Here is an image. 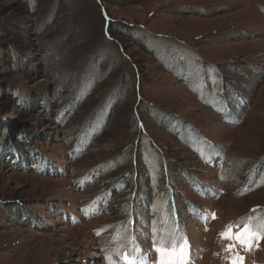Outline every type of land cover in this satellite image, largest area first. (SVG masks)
<instances>
[{
  "label": "rangeland",
  "instance_id": "rangeland-1",
  "mask_svg": "<svg viewBox=\"0 0 264 264\" xmlns=\"http://www.w3.org/2000/svg\"><path fill=\"white\" fill-rule=\"evenodd\" d=\"M8 1L0 264H264V0Z\"/></svg>",
  "mask_w": 264,
  "mask_h": 264
},
{
  "label": "snow or ice",
  "instance_id": "snow-or-ice-1",
  "mask_svg": "<svg viewBox=\"0 0 264 264\" xmlns=\"http://www.w3.org/2000/svg\"><path fill=\"white\" fill-rule=\"evenodd\" d=\"M212 218H215V214H212ZM238 227L234 225L226 226L224 232H222V239H235L241 244L247 242L248 246L251 247L250 238L253 235H256L252 231L251 226L245 224L239 231L234 232L233 228ZM187 241L184 238H176L171 244H168L167 241H161V246L155 247V250L158 253L157 264H185L186 249L183 247ZM155 246V244H154ZM229 247H234V245H229ZM126 264H138L135 260H130L127 256L124 257ZM240 262L243 261V257L238 258ZM232 264H237V260H233Z\"/></svg>",
  "mask_w": 264,
  "mask_h": 264
},
{
  "label": "trees",
  "instance_id": "trees-1",
  "mask_svg": "<svg viewBox=\"0 0 264 264\" xmlns=\"http://www.w3.org/2000/svg\"><path fill=\"white\" fill-rule=\"evenodd\" d=\"M27 7L23 6V4H22V6L15 5V1H10L9 2L8 0H0V27H1L2 22H4L5 20L7 21L9 19L7 17H9L8 15L10 14V11H13L14 12L12 14L13 16L17 15L18 17H21V16L24 17V14L31 13V12L34 13L35 12V9L34 8L30 7L28 9L30 11H28L26 9ZM19 35H20V38H23L21 34H19ZM15 41H16L17 47H20V46L23 47L25 45L22 40L20 41L18 39V40H15ZM74 107H75V104H74ZM8 110H9V107L7 106L6 111H8ZM62 119H64V118H62ZM3 142H4V139H3ZM4 147H5V144L4 143L3 144H0V151ZM2 151H4V150H2ZM21 152H22L21 158H20L21 161L23 162V161H25V160L28 159V161L31 162L30 159H29L30 158V152H27V150H25V149H22ZM33 153H34V151H33ZM1 154H3V156H5L6 158H9V156H10V152H8V151H7V155H4V153H2V152H1ZM73 157L75 158V157H77V155H75ZM36 158H41L43 161H45V165H48L47 168L53 169L54 167H56V166H54V165L49 164L48 162H46V158H44L43 156H37V157H35V159ZM19 165H22V164H19ZM146 167L148 168V166H146ZM85 183H87V181ZM85 183L82 182L81 183V186H85ZM135 192H136V190H135ZM137 194L135 193V195H137ZM28 217H29V220L36 219V216L31 217L30 215H28Z\"/></svg>",
  "mask_w": 264,
  "mask_h": 264
},
{
  "label": "water",
  "instance_id": "water-1",
  "mask_svg": "<svg viewBox=\"0 0 264 264\" xmlns=\"http://www.w3.org/2000/svg\"><path fill=\"white\" fill-rule=\"evenodd\" d=\"M112 107L113 106H110V110L106 112L105 115H103V117L101 116V122H102V126H106V124L108 123V119L111 115V112H112Z\"/></svg>",
  "mask_w": 264,
  "mask_h": 264
}]
</instances>
